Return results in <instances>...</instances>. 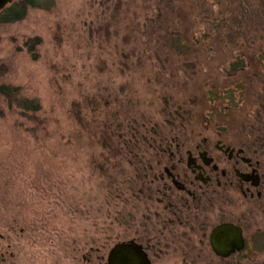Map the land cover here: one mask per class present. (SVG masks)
<instances>
[{
  "label": "rangeland",
  "instance_id": "374dc122",
  "mask_svg": "<svg viewBox=\"0 0 264 264\" xmlns=\"http://www.w3.org/2000/svg\"><path fill=\"white\" fill-rule=\"evenodd\" d=\"M47 3L0 22V86L40 105L0 95V244L71 264L77 230L79 264L90 247L103 264L139 240L149 143L264 128V0Z\"/></svg>",
  "mask_w": 264,
  "mask_h": 264
},
{
  "label": "flooded vegetation",
  "instance_id": "af4514ba",
  "mask_svg": "<svg viewBox=\"0 0 264 264\" xmlns=\"http://www.w3.org/2000/svg\"><path fill=\"white\" fill-rule=\"evenodd\" d=\"M195 137L148 144L139 157V240L117 241L103 264L129 243L139 264H264V128L254 126L247 143L223 129ZM72 244L79 264L77 230ZM11 246L0 244V264H48ZM94 254L90 247L84 261L94 264Z\"/></svg>",
  "mask_w": 264,
  "mask_h": 264
},
{
  "label": "trees",
  "instance_id": "16d2710c",
  "mask_svg": "<svg viewBox=\"0 0 264 264\" xmlns=\"http://www.w3.org/2000/svg\"><path fill=\"white\" fill-rule=\"evenodd\" d=\"M47 2H49V0H14L11 4L0 11V22L9 23L20 21L25 17L28 8H42L47 10L50 8ZM0 95L3 96L6 101L14 103H11V105H9L10 111L14 112L18 116L21 115L26 117L27 119L30 118L35 121L37 120L35 114H37L40 110V105L37 100L22 97L20 95V92L18 91V88L10 85H1ZM78 112L79 109L77 113ZM77 119L79 125H81L79 116L77 117ZM101 141L105 144L104 138H102ZM104 147L109 148L108 145H104Z\"/></svg>",
  "mask_w": 264,
  "mask_h": 264
},
{
  "label": "water",
  "instance_id": "95a60500",
  "mask_svg": "<svg viewBox=\"0 0 264 264\" xmlns=\"http://www.w3.org/2000/svg\"><path fill=\"white\" fill-rule=\"evenodd\" d=\"M14 0H0V11ZM110 264H139V247L129 244H119L109 255Z\"/></svg>",
  "mask_w": 264,
  "mask_h": 264
}]
</instances>
